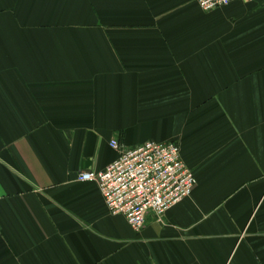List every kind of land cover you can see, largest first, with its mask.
<instances>
[{
    "label": "crops",
    "instance_id": "obj_1",
    "mask_svg": "<svg viewBox=\"0 0 264 264\" xmlns=\"http://www.w3.org/2000/svg\"><path fill=\"white\" fill-rule=\"evenodd\" d=\"M112 140L192 196L135 231L77 180ZM0 264H264V0H0Z\"/></svg>",
    "mask_w": 264,
    "mask_h": 264
},
{
    "label": "built area",
    "instance_id": "obj_2",
    "mask_svg": "<svg viewBox=\"0 0 264 264\" xmlns=\"http://www.w3.org/2000/svg\"><path fill=\"white\" fill-rule=\"evenodd\" d=\"M212 11L236 0H195ZM255 1V0H243ZM118 158L101 171H83L80 182L94 181L113 215H123L135 231H141L149 215L161 219L167 211L192 196L197 178L182 157L176 141H148L123 149L112 140Z\"/></svg>",
    "mask_w": 264,
    "mask_h": 264
},
{
    "label": "rangeland",
    "instance_id": "obj_3",
    "mask_svg": "<svg viewBox=\"0 0 264 264\" xmlns=\"http://www.w3.org/2000/svg\"><path fill=\"white\" fill-rule=\"evenodd\" d=\"M42 20V19H41ZM45 22H48V19H43ZM51 21H52V19H51Z\"/></svg>",
    "mask_w": 264,
    "mask_h": 264
}]
</instances>
